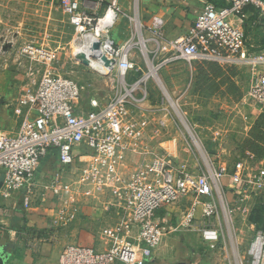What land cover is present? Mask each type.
<instances>
[{"label": "built area", "instance_id": "built-area-1", "mask_svg": "<svg viewBox=\"0 0 264 264\" xmlns=\"http://www.w3.org/2000/svg\"><path fill=\"white\" fill-rule=\"evenodd\" d=\"M117 1L111 0L102 14L97 11L98 0H61L60 4L78 34L80 51H76V56L88 52L91 62L87 65L94 71L115 72L122 85L120 92L103 101L95 95L84 100L88 92L86 83L50 68L40 72L33 67L29 74L41 75L31 85L19 88L13 104V112L19 117L16 129L12 135L0 136V174L3 175L0 200L19 201L23 211H33L45 206L49 193L57 201L54 203L53 199L57 216L49 219V227L69 224L76 196L80 192L89 195V185L104 180L119 184L121 207L123 213H129V219L123 214L116 225L105 230L108 243L102 249L75 243L65 245L57 264H145L165 237L157 212L188 195L193 197V202L177 219L174 231L197 232L212 249L222 236L221 217L233 226L236 204L247 201L248 196L264 194V165L246 179L244 161L239 159L229 176L236 191L230 203L221 186L225 170L215 165L214 158L218 155L214 158L208 155L204 169L194 171L181 169L167 157L156 154L124 179H111L127 151L134 150L143 138L129 117V103L136 100L133 92L138 84L157 76V69L152 73L149 68L139 79L130 81L129 74L138 70L131 56V44H120L109 34L114 21L99 29L109 11L117 16ZM223 1L225 4L218 6L202 0L187 31L175 38H164V21L160 16H152L147 27L140 25L152 35L155 56L165 54L160 65L181 60L190 66L196 62L233 63L248 68L252 77L245 95L263 110L264 70L258 65H264V56L251 58L245 30L231 23L229 17L247 22L245 10L250 7L260 18L264 14V0ZM254 24L255 21L249 25L251 30ZM20 55L28 63L47 66L55 57L54 53L33 44L23 45ZM50 149L56 151L58 168L46 183L45 176L38 175V167ZM62 173L71 176L69 182L62 183ZM98 176L108 179L98 180ZM62 192L71 194L67 202L60 199ZM197 206L201 209L198 217ZM132 228L136 229L134 238L128 235ZM246 254L251 264H264V230L254 232Z\"/></svg>", "mask_w": 264, "mask_h": 264}, {"label": "rangeland", "instance_id": "rangeland-1", "mask_svg": "<svg viewBox=\"0 0 264 264\" xmlns=\"http://www.w3.org/2000/svg\"><path fill=\"white\" fill-rule=\"evenodd\" d=\"M140 2L141 0H118L115 3L118 11L109 34L118 43L128 42L132 46L131 56L138 70L129 74L130 81L139 79L149 68L150 71L152 68L157 69V76L141 82L133 92L136 100L129 103V117L141 130L143 138L137 142L134 150L127 151L111 179H124L138 170L141 164L148 163L156 154L167 157L173 165L181 169H204L208 164V137L221 134L223 130L227 136L233 133V126L225 125L222 119L233 115H258L260 110L261 145L255 148L247 141L239 144L243 150L252 151L249 171L263 166L264 109L258 110L245 95L252 75L246 73L244 66L233 63H208L202 66L203 64L196 62L190 66L177 60L160 65L165 54L155 56L152 36L141 25L137 29L135 17L140 21ZM110 3L111 0H107L106 4ZM256 26L262 27L264 22ZM249 34L251 35V31ZM246 36L249 37L248 33ZM257 36L258 38L252 34L249 40L246 38L251 58L264 56V30ZM141 38L144 39L143 46L140 43ZM77 39L78 34L70 25L68 16L61 10L59 0H0V83L7 82L9 86L17 89L18 95L22 85H31L41 75H30L33 67L40 72L50 68L54 72L86 83L88 92L84 100L95 95L103 101L120 92L122 85L115 72L97 73L80 61L75 54ZM25 44H33L54 53L53 61L48 66L37 62L28 63L20 55V48ZM261 67L264 65H258V68ZM219 69H228V74H219ZM237 69L240 70L237 80H241L238 86L233 82ZM193 70L197 72L194 77ZM236 103L238 107H235ZM83 105L85 106V102ZM238 109L243 113H237ZM160 121L165 123L162 125ZM238 158V155L226 154L214 160L233 163ZM51 176L43 177V181L47 183ZM61 176L62 183L70 181V175L62 173ZM100 178L108 179L98 176V180ZM96 187H99L97 183L89 185V195L85 196L97 191L99 188ZM116 189L118 191L115 196L122 200L119 184ZM67 195L71 194L62 192L60 199H66ZM53 199L50 201L53 202ZM54 203H57L56 199ZM242 213L245 216L234 215L233 226L221 217L222 236L219 237V243L212 249L202 251L210 264H251L246 249L254 231L264 229V209L257 205ZM21 227L22 225L18 229ZM21 231L26 230L23 228ZM102 243L106 244L105 241ZM203 244L207 246L206 243Z\"/></svg>", "mask_w": 264, "mask_h": 264}, {"label": "crops", "instance_id": "crops-1", "mask_svg": "<svg viewBox=\"0 0 264 264\" xmlns=\"http://www.w3.org/2000/svg\"><path fill=\"white\" fill-rule=\"evenodd\" d=\"M98 1L97 11L98 14H102L107 7V0ZM60 2L61 0H59L61 8ZM140 3L138 11L140 23L147 27L152 16L162 17L164 21V38L171 39L187 31L200 9L202 0H141ZM245 13L248 17L247 22L239 21L234 16H230L229 21L245 30L247 39L252 34H255L258 38L257 35L264 30V26L258 27L256 24L264 22V14L259 18L250 7L245 10ZM254 21L255 24L251 30L249 25ZM250 31L251 35L249 34ZM148 33L152 36L150 32ZM247 33L249 37L246 36ZM200 64L204 66L208 63ZM261 69L264 70V67H261ZM218 71L221 75L228 74V69H219ZM245 71L250 75L248 68ZM235 72L236 79L233 82L238 86L241 81L237 80L240 70L238 71L237 69ZM196 75V70H193L192 76ZM16 96L17 89L9 86L7 82L0 83V136L12 135L16 129L19 120V117L13 112ZM238 106V103H236L235 107ZM258 110L260 109L258 108ZM260 112L262 113L260 110L258 115L252 113L248 115L242 114L240 117L237 115L224 117L222 122L234 128L232 135L227 136L225 130L221 134H212L208 137V147L206 148L205 146L208 150L206 153L211 156L238 155L239 158L236 161L239 159L244 161V177L246 179H249L257 169L249 171L248 167L252 159V151L243 150L239 143L247 141L255 148L261 145ZM237 113H243V111L238 109ZM235 162L228 163L226 160H217L215 162L216 166H223L225 170L221 186L230 203L236 195L235 188L229 179ZM57 168L56 151L50 149L48 155L40 161L38 175L40 177L51 176ZM97 184L99 187L96 188L99 189L91 192L90 196H76L72 204V219L69 224L61 228H56L53 225L49 227V219L51 220L57 216V210L53 202L50 201L51 195L49 193L45 198V206L33 211H23L21 208L16 209L17 202L0 200V264H57L60 251L68 243H77L96 249L104 248L106 244H103L102 241L108 243L105 230L116 225L123 214L125 219H129V213H123L122 201L115 196L118 191L116 189L118 186L117 181L104 180ZM101 184H104V186ZM111 193H113V196ZM69 199L67 195L66 202ZM192 202L193 197L188 195L183 197L178 203L166 205L157 212V217L162 221L165 237L155 250L153 257L145 264H210L208 257L202 253V251H207L209 248L204 246L205 244H203L204 242L197 232L174 231L177 219L182 216ZM257 205H261L264 209L263 193L252 197L248 196L247 201L236 204L237 210H235L234 215L243 217L245 215L242 212L252 210ZM200 210V206H197L195 210L196 217L199 216ZM239 221L242 222L244 220ZM21 225L22 227L18 229ZM23 228L26 230L25 232L21 231ZM35 235L40 237L36 238ZM128 235L134 238L136 229L132 228Z\"/></svg>", "mask_w": 264, "mask_h": 264}, {"label": "bare ground", "instance_id": "bare-ground-1", "mask_svg": "<svg viewBox=\"0 0 264 264\" xmlns=\"http://www.w3.org/2000/svg\"><path fill=\"white\" fill-rule=\"evenodd\" d=\"M115 18H116V13L109 11L107 16L103 20V22L100 23L99 29H103L105 23H107V22L112 23ZM135 21H136L137 29H139L140 28V21H138V19L136 17H135ZM140 43L142 44V46L144 45V39L143 38H141ZM76 51H77V53L80 51V45H76ZM80 58H82L86 62V64L91 62L90 53H88V52L81 53ZM151 72L155 73V68H152Z\"/></svg>", "mask_w": 264, "mask_h": 264}, {"label": "trees", "instance_id": "trees-1", "mask_svg": "<svg viewBox=\"0 0 264 264\" xmlns=\"http://www.w3.org/2000/svg\"><path fill=\"white\" fill-rule=\"evenodd\" d=\"M210 1H212L213 3H215L216 5H218V6H223L225 3H224V1L223 0H210ZM17 208H21L20 207V202L19 201H17V203H16V209ZM19 210V209H18ZM22 210V209H21ZM7 212V211H6ZM19 212H21V211H19ZM8 213V212H7ZM29 227V226H28ZM22 230V229H21Z\"/></svg>", "mask_w": 264, "mask_h": 264}, {"label": "water", "instance_id": "water-1", "mask_svg": "<svg viewBox=\"0 0 264 264\" xmlns=\"http://www.w3.org/2000/svg\"><path fill=\"white\" fill-rule=\"evenodd\" d=\"M78 58L80 59V57H78ZM82 62L86 64V62H85L84 60H82ZM2 179H3V175L0 174V185H1V183H2Z\"/></svg>", "mask_w": 264, "mask_h": 264}]
</instances>
